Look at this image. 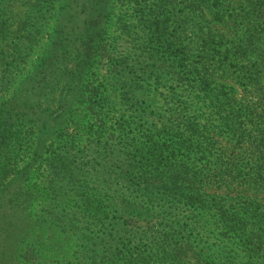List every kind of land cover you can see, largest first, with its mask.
Here are the masks:
<instances>
[{
    "label": "trees",
    "instance_id": "trees-1",
    "mask_svg": "<svg viewBox=\"0 0 264 264\" xmlns=\"http://www.w3.org/2000/svg\"><path fill=\"white\" fill-rule=\"evenodd\" d=\"M109 1L51 0L27 48L46 35L32 78L1 84L0 264H42L48 248L26 223L38 196L35 225L79 235L82 264H264V0H135L101 90L86 83ZM87 102L98 138L80 147L70 130ZM94 148L125 155L124 167L107 177L106 161H86Z\"/></svg>",
    "mask_w": 264,
    "mask_h": 264
},
{
    "label": "rangeland",
    "instance_id": "rangeland-1",
    "mask_svg": "<svg viewBox=\"0 0 264 264\" xmlns=\"http://www.w3.org/2000/svg\"><path fill=\"white\" fill-rule=\"evenodd\" d=\"M134 2L135 0H112V2H108L109 19L107 24V38L103 48L92 62L86 85L93 87L99 83L104 86L101 90L112 89L110 74L113 70V66L110 64V57L123 52V47H121L123 38H121L120 33L124 30L123 25L130 24L133 21L132 4ZM4 4L6 6V15L3 17L5 21L3 26L6 25L8 29L0 33V96H3L2 93H6L1 90V84L10 82L8 85L10 86L13 81L14 86L18 87L21 81L26 77L31 76L32 78L33 74L31 75V72L34 70V64L37 62L36 59L47 42L46 35L42 37L39 35L37 37L38 47L34 48L32 50L33 52L27 51V48H31L32 45L35 44L36 41L33 38L36 35V29L41 23L44 24V19H49L50 13L55 8V5L51 4V0H6ZM56 13L57 11L55 14ZM68 19V16L62 17L60 19V25L73 26V23L67 22ZM45 27L48 29V24ZM115 38H118L116 40L118 41L117 43L115 42ZM11 48H16L17 53L15 55L12 54ZM66 49L69 52V48L66 47ZM12 55L15 56V58H13ZM25 61L26 63L24 64L23 62ZM64 63L66 64L67 61L65 60ZM60 66H62L61 63L57 64L55 67H57L58 70ZM61 77L62 76L52 77V79H50L51 84H49L54 88L56 83L63 80L64 77ZM10 89L11 88H9V90ZM85 92L89 94L87 90ZM45 95H47L48 98L51 96V93L48 92V88L43 95L44 97L40 100L46 101L47 97ZM7 96L9 97L10 94H6L4 97ZM90 107L91 106L87 102V104L77 106L74 111L73 118L78 127L72 125L73 127H71L72 130L70 131L76 139L81 141L80 147L86 146L90 142L95 143L98 138L96 132L93 131L97 122ZM105 134L106 136L101 137L100 140H102V144L107 149L110 141L115 142L116 136L113 137L114 135L108 136V133ZM117 148L121 149V145H117L115 151H117ZM95 150L97 149L94 148L91 150V155L86 161L102 166L103 162L106 161L104 168L107 177L112 178L113 172L120 171L127 161L125 155L110 153L111 150L109 153L106 152L108 159H98L94 154ZM121 151L123 150L121 149ZM34 180L37 179H33V181ZM38 184H41V182H38ZM207 192L211 196L217 198L226 196L225 189H218L216 187L208 188ZM44 205V199L38 196L28 213L30 215L26 222L29 225L27 228L33 231V239L41 241L43 244L45 243L43 248L44 246L48 248L45 254L37 252L39 257L42 258V264H82L80 261H89V253L86 251V248L83 247V242L79 240V235H74L73 232L63 227L53 229L49 225L43 227L35 225L37 218L41 216V210ZM73 209L77 208L73 207ZM33 225L34 227H32ZM113 239L132 240L134 237L131 233H128L125 235H114L110 240ZM106 241H108V239H106ZM84 246L91 249V247L86 244H84ZM25 250H27L25 247H21L19 251L23 252ZM113 259L114 258L110 254H106L104 258H102L103 264H115L112 261ZM116 264L124 263L120 261Z\"/></svg>",
    "mask_w": 264,
    "mask_h": 264
}]
</instances>
